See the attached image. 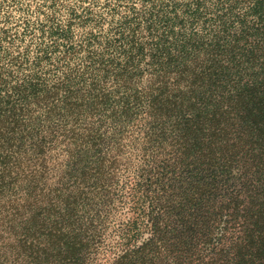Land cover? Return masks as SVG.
<instances>
[{"label": "trees", "instance_id": "obj_1", "mask_svg": "<svg viewBox=\"0 0 264 264\" xmlns=\"http://www.w3.org/2000/svg\"><path fill=\"white\" fill-rule=\"evenodd\" d=\"M0 264H264V0H0Z\"/></svg>", "mask_w": 264, "mask_h": 264}, {"label": "rangeland", "instance_id": "obj_2", "mask_svg": "<svg viewBox=\"0 0 264 264\" xmlns=\"http://www.w3.org/2000/svg\"><path fill=\"white\" fill-rule=\"evenodd\" d=\"M17 7V8H16ZM11 9L13 10V12H14V14H16V16H18L19 14H20V12L22 11V12H24L25 14H27V12L28 13H32V11L31 10H25L24 11V9H21V7L20 6H15V8L14 7H12L11 6ZM18 18V17H17Z\"/></svg>", "mask_w": 264, "mask_h": 264}]
</instances>
